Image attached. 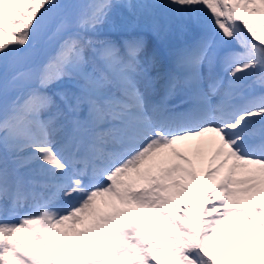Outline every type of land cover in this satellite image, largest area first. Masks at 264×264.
<instances>
[{
	"label": "snow or ice",
	"instance_id": "snow-or-ice-1",
	"mask_svg": "<svg viewBox=\"0 0 264 264\" xmlns=\"http://www.w3.org/2000/svg\"><path fill=\"white\" fill-rule=\"evenodd\" d=\"M0 264H264V0H0Z\"/></svg>",
	"mask_w": 264,
	"mask_h": 264
}]
</instances>
